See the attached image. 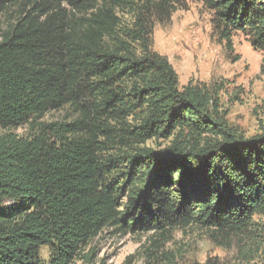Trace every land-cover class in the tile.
I'll use <instances>...</instances> for the list:
<instances>
[{
    "label": "trees",
    "instance_id": "1",
    "mask_svg": "<svg viewBox=\"0 0 264 264\" xmlns=\"http://www.w3.org/2000/svg\"><path fill=\"white\" fill-rule=\"evenodd\" d=\"M173 1L0 0L19 11L0 39V264H72L105 228L226 240L264 216V131L238 134L154 50ZM207 1L222 39L264 50V0ZM65 107L75 120H39Z\"/></svg>",
    "mask_w": 264,
    "mask_h": 264
},
{
    "label": "rangeland",
    "instance_id": "2",
    "mask_svg": "<svg viewBox=\"0 0 264 264\" xmlns=\"http://www.w3.org/2000/svg\"><path fill=\"white\" fill-rule=\"evenodd\" d=\"M157 1V0H155ZM170 18H154L153 47L175 67L181 88L199 85L219 100V110L240 135L264 131V50L255 49L249 36L235 32L231 42L214 29V11L207 0H174ZM16 12L0 15L3 29ZM126 13L121 12L124 21ZM158 17V16H157ZM76 114L65 107L47 113L40 121L71 122ZM32 125L14 129L27 135ZM169 141H150L153 148ZM252 234L214 238L196 225L124 234L105 228L72 264H264V216L255 217ZM50 247L40 254L49 260Z\"/></svg>",
    "mask_w": 264,
    "mask_h": 264
}]
</instances>
